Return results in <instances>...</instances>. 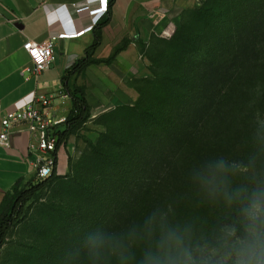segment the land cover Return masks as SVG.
Returning <instances> with one entry per match:
<instances>
[{"label":"trees","instance_id":"trees-1","mask_svg":"<svg viewBox=\"0 0 264 264\" xmlns=\"http://www.w3.org/2000/svg\"><path fill=\"white\" fill-rule=\"evenodd\" d=\"M112 3L94 28L95 39L85 56L64 76L71 106L63 129L56 131L53 172L14 187L0 216V249L28 204L60 178L58 149L91 116L84 87H71L68 81L88 65L114 57L116 52L106 60L93 58L101 29L111 19ZM191 23L165 41L158 59L152 60L148 85L154 94L140 91L135 104L99 117L105 130L89 146L86 159L92 172L79 183V209L96 230L76 234L73 258L62 264H93L90 238L101 234L128 243L129 235L141 232L154 212L186 229L192 243L207 250L220 248L225 239L248 237L243 212L247 196L229 201L213 194L198 174L222 159L229 165L230 191L264 188V0H205ZM67 225L59 223L70 232ZM260 228L264 241V220ZM144 246L143 240L131 242V264ZM109 264L118 262L112 258Z\"/></svg>","mask_w":264,"mask_h":264},{"label":"crops","instance_id":"crops-1","mask_svg":"<svg viewBox=\"0 0 264 264\" xmlns=\"http://www.w3.org/2000/svg\"><path fill=\"white\" fill-rule=\"evenodd\" d=\"M110 0H108L109 5ZM178 0H113L111 19L101 29L102 39L93 58L108 59L93 63L73 74L71 87H84L87 101L101 106L106 94L128 81L132 65L138 62V39L146 38L162 25L159 16L163 8ZM100 7V0H0V111L17 110L32 104L35 96H52L49 117L66 116L70 99L64 87L67 70L85 56L95 39L94 28L106 18V12L90 14ZM63 8L62 12H58ZM58 37L53 46L54 60L44 70L35 73L33 62L24 49L28 40L43 42ZM126 78V79H125ZM102 97V98H101ZM103 100V101H102ZM96 105V106H97ZM0 123V132L2 131ZM57 129H63L59 124ZM37 134L29 130L26 121L12 123L8 131L9 147L0 146V216L10 200L14 187L36 176L34 161L39 151L32 149ZM69 139L57 152V174L68 172Z\"/></svg>","mask_w":264,"mask_h":264},{"label":"rangeland","instance_id":"rangeland-1","mask_svg":"<svg viewBox=\"0 0 264 264\" xmlns=\"http://www.w3.org/2000/svg\"><path fill=\"white\" fill-rule=\"evenodd\" d=\"M204 1L178 0L163 8L158 20H161L162 25L157 31H152L150 36L136 42L139 59L132 65L129 80L118 84L114 94H106L107 98L102 100L101 106L95 104L94 100H98L102 94H94L90 118L69 137L68 172L60 175V178L41 191L38 197L28 204L24 215L8 231L0 249V264H62L68 257L73 258L71 251L75 249L71 245L76 243L77 239L73 240L75 235L82 231L96 230L90 228L89 221L83 219V213L79 209L83 208L79 205V183H82L85 177H90L92 172L86 159L90 155L89 146L95 144L105 130L99 117L120 105L135 104L142 94L140 91L144 94H154L148 85L153 74L152 60L158 59L165 41L173 38L177 30L184 26L191 28L193 13ZM74 179L77 182L66 184ZM60 222L68 224L67 228L70 227L71 231L61 228Z\"/></svg>","mask_w":264,"mask_h":264},{"label":"clouds","instance_id":"clouds-1","mask_svg":"<svg viewBox=\"0 0 264 264\" xmlns=\"http://www.w3.org/2000/svg\"><path fill=\"white\" fill-rule=\"evenodd\" d=\"M229 165L221 160L207 165V170L199 173V179L213 194L223 195L229 201L240 196H247V206L243 209L248 221L246 240L235 241L225 239L220 248L207 250L192 243L191 235L180 226H172L163 217L154 212L148 216L139 233L129 235L128 243L124 240L113 241L97 235L89 240L90 259L93 264H109L115 258L118 264H131L135 255L130 251L132 241L143 240L145 246L141 250L136 264H264V241L260 238V223L264 220V188L229 190L227 172ZM234 235V229L229 230Z\"/></svg>","mask_w":264,"mask_h":264},{"label":"built area","instance_id":"built-area-1","mask_svg":"<svg viewBox=\"0 0 264 264\" xmlns=\"http://www.w3.org/2000/svg\"><path fill=\"white\" fill-rule=\"evenodd\" d=\"M108 0H100V7L90 11V14H101L107 11ZM63 8L58 12H62ZM66 34L60 36H50L43 42L28 40L24 44V49L29 54L33 62V71L38 73L47 68L54 60L53 46L58 37H65ZM65 98L68 95L65 94ZM52 96H35L32 104L27 107L13 111H8L4 115L0 111V123L2 131L0 132V146L9 147L8 131L14 122L26 121L29 124V130L37 134L36 144L32 145V149L39 151L33 165L38 178H46L53 172L55 165V156L53 152L56 149L57 142V126L63 124L66 116L49 117L45 113V109L50 107Z\"/></svg>","mask_w":264,"mask_h":264}]
</instances>
